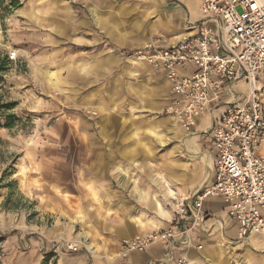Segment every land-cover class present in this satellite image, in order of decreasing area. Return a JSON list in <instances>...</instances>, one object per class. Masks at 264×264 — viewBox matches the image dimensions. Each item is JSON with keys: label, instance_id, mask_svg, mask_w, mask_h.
Segmentation results:
<instances>
[{"label": "rangeland", "instance_id": "rangeland-1", "mask_svg": "<svg viewBox=\"0 0 264 264\" xmlns=\"http://www.w3.org/2000/svg\"><path fill=\"white\" fill-rule=\"evenodd\" d=\"M10 1L0 8V58L17 55L0 67V109L13 115L12 126L0 128V264H41L70 243L78 245L72 253L90 246L97 254L88 238L65 233L70 204L62 186L82 183L79 171L105 144L131 160L128 171L124 164L116 169L128 172L133 191L153 180L148 191L170 216L131 202L152 220L171 221L172 199L203 189L212 170L202 154L210 155L206 137L170 119L169 91L149 67L129 61L150 34L151 0H15L16 7ZM88 200L92 207L99 199ZM241 242L216 264H264L263 237ZM48 264H56L54 256Z\"/></svg>", "mask_w": 264, "mask_h": 264}, {"label": "built area", "instance_id": "built-area-1", "mask_svg": "<svg viewBox=\"0 0 264 264\" xmlns=\"http://www.w3.org/2000/svg\"><path fill=\"white\" fill-rule=\"evenodd\" d=\"M202 17L195 32L147 39L129 58L145 62L170 82L166 114L186 132L197 120L212 117L205 133L213 155L212 183L187 198L172 199L175 211L167 228L126 238L120 253H142L163 244V259L149 264H188L189 235L202 228L203 201L222 198L237 223V239L264 238V0H199ZM16 53H7L9 61ZM192 67L182 74L180 70ZM241 81L246 93L233 86ZM224 91L227 93L224 96ZM197 248H201L198 246ZM77 251V244H68Z\"/></svg>", "mask_w": 264, "mask_h": 264}, {"label": "crops", "instance_id": "crops-1", "mask_svg": "<svg viewBox=\"0 0 264 264\" xmlns=\"http://www.w3.org/2000/svg\"><path fill=\"white\" fill-rule=\"evenodd\" d=\"M148 7V16L152 18L153 22L148 39L158 35L173 38L181 34L194 33L195 25L202 17L199 0H151L148 1ZM140 63L149 67L146 63ZM148 69L158 78L160 87L165 92L169 91L171 95L170 82L166 77L151 67ZM191 71L192 67L180 70L182 74ZM164 82L166 87H164ZM233 90L235 95L241 97L246 93L245 84L238 81L233 86ZM223 94L226 96L227 93L224 91ZM168 103L169 98L166 105ZM212 119L208 115L200 117L193 129L194 134H202L206 137L213 174V155L209 138L205 133H202L209 128ZM100 149L98 158L87 159L79 171L78 177L82 175V183L77 179L73 182L68 181L64 186L59 185L65 191L63 193H67L68 205L70 204L66 211L68 220L64 227L65 233L68 235L72 233L74 237L88 238L90 243L97 247V254L92 255L94 250L90 246L88 247L92 253L86 250L77 253H72L68 249H59V252L54 250L56 264H149L151 261L163 259L165 246L160 243L149 247L142 253H129L125 257L120 255L122 240L142 234L157 226L170 225V221L152 220L150 218L152 216L148 214L149 210L145 211L138 206L140 204L138 201L143 202L147 208L162 218L168 219L170 215L161 200L157 198V193L148 191L149 187L151 190L154 188L153 180L150 181V186L147 188L133 191L130 185L132 178L129 180L127 178L128 172L126 175H119L116 169L118 165L124 164L128 171L131 160L127 157L117 158V148L114 146L110 147L105 144ZM212 174L205 187L212 183ZM118 179L120 180L119 184L121 183L123 187L125 184L126 189L118 185ZM132 185L134 184L132 183ZM199 190L201 188L194 190L191 194ZM53 196L56 197L54 194ZM161 196L167 203L165 199H169V197L166 196L165 190ZM88 198H98V204L90 207ZM132 198L138 201L133 204ZM202 209L207 214L205 225L190 233L189 243L184 248L188 264L219 263L224 256L218 257V255L224 250H235V244L242 243L237 239L238 225L227 216L226 207L221 197H207L202 203ZM61 216L62 214L59 212L53 215V217L59 218L58 220ZM88 225H90L89 228ZM254 236L259 237L260 235ZM251 243L253 244L255 241ZM198 246L201 248H197Z\"/></svg>", "mask_w": 264, "mask_h": 264}, {"label": "trees", "instance_id": "trees-1", "mask_svg": "<svg viewBox=\"0 0 264 264\" xmlns=\"http://www.w3.org/2000/svg\"><path fill=\"white\" fill-rule=\"evenodd\" d=\"M3 3H4V0H0V8L3 6ZM16 5H17V3H16L15 0L10 1V6L16 7ZM8 61L9 60H8L7 56L0 58V67H2L4 64H6V62H8ZM11 104H13V103H11ZM1 117H4V122H3V124L0 122V128L1 127H5V128L7 127V128H9V127L12 126L13 123L11 121V118L13 117V115L8 114L5 111H1V109H0V119H1ZM1 180H2V178H0V187H2ZM0 241H1V239H0ZM53 256L52 255H50L49 257L48 256H45L41 264H48L49 260Z\"/></svg>", "mask_w": 264, "mask_h": 264}, {"label": "bare ground", "instance_id": "bare-ground-1", "mask_svg": "<svg viewBox=\"0 0 264 264\" xmlns=\"http://www.w3.org/2000/svg\"><path fill=\"white\" fill-rule=\"evenodd\" d=\"M129 61L130 62H134V63H136V62H143V61H139V60H137V59H135V58H133V57H131V58H129ZM149 67H151V66H149ZM152 68V67H151ZM168 116V115H167ZM171 119V118H170ZM185 138V137H184ZM186 139L187 138H185L184 139V142H186ZM174 154L175 155H178V153H176V152H174ZM202 154H204L203 155V159H204V161H205V163H207V166L209 167V169L211 168V160H210V156H209V154H207V153H202ZM177 166H179V167H181V165L180 164H177ZM206 173H208V172H206ZM203 181H204V179H203ZM170 192L173 194L174 192L173 191H171L170 190ZM149 202V201H148ZM90 248V247H89Z\"/></svg>", "mask_w": 264, "mask_h": 264}]
</instances>
